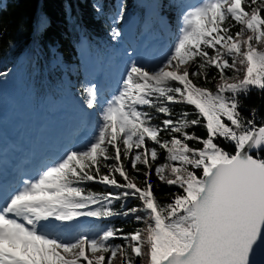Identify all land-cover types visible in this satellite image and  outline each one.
I'll return each mask as SVG.
<instances>
[{
  "label": "snow or ice",
  "instance_id": "1",
  "mask_svg": "<svg viewBox=\"0 0 264 264\" xmlns=\"http://www.w3.org/2000/svg\"><path fill=\"white\" fill-rule=\"evenodd\" d=\"M126 17L116 0L113 42ZM123 55L113 95L82 90L97 117L84 144L10 189L0 167V264H264V116L245 103L264 95V0H198L158 63ZM160 185L179 191L165 201ZM129 217L143 227L111 223Z\"/></svg>",
  "mask_w": 264,
  "mask_h": 264
},
{
  "label": "trees",
  "instance_id": "2",
  "mask_svg": "<svg viewBox=\"0 0 264 264\" xmlns=\"http://www.w3.org/2000/svg\"><path fill=\"white\" fill-rule=\"evenodd\" d=\"M105 0H101L104 3ZM96 0H0V15L6 32L0 42V71L12 69L6 81L0 83V92L16 101L19 105L38 111L51 109L65 101L68 95L79 98L85 85L82 73L72 72L75 65L82 61L80 43L86 40L92 56L104 59L107 53L115 49H125V22L122 25L123 37L119 43L110 37V17L115 11L116 0H107L105 11L97 14L93 5ZM127 12L137 19L135 39L142 33L161 32L158 24L145 31L144 8L137 0H125ZM182 3L180 0H162L160 15L168 19L171 25H179ZM47 18V27L41 26V19ZM60 56L70 73V84L63 80V71L53 66V60ZM22 58L27 61L23 62ZM214 74V70L210 75ZM231 73H229L230 75ZM249 107H256L264 116V95L253 91L245 102ZM48 110L46 112H49ZM245 110V115H248ZM200 135L204 130L198 129ZM231 150V149H229ZM93 190L101 191L103 186L89 185ZM179 191L176 187L160 185L157 196L165 201L169 193ZM137 203L130 201L131 204ZM93 221L96 226H108L107 220ZM111 223L123 226L125 231H132L143 225L131 217L115 219Z\"/></svg>",
  "mask_w": 264,
  "mask_h": 264
},
{
  "label": "rangeland",
  "instance_id": "3",
  "mask_svg": "<svg viewBox=\"0 0 264 264\" xmlns=\"http://www.w3.org/2000/svg\"><path fill=\"white\" fill-rule=\"evenodd\" d=\"M142 2L147 7V19L145 26L148 27L150 17L157 19L162 30L166 33V37L175 36V32L170 34V26L168 20L165 18H159V9L162 0H137ZM198 0H187L185 5L195 4ZM137 22L133 14L128 11L126 17V33L125 42L128 49H135L140 57L144 60L158 63L162 60L167 52L170 50V45L167 41L160 42L156 37H148L145 34L140 37L138 42L134 41ZM81 55L82 63L80 69L88 79L87 85L91 83L99 84L97 82L98 73L104 75L105 88H109L110 92L105 93L109 97L112 93H115L118 89V82L121 78V74L124 70V65L127 58L123 55L124 50L116 51V54H110L102 64L96 59L88 60L90 53L88 52V45L86 41L81 43ZM23 61H26L23 59ZM54 66H60L65 74V80L70 83L67 66L62 62L60 56L53 61ZM78 67H74L73 71L76 72ZM96 77V78H95ZM116 87V88H115ZM3 93L0 94V97ZM53 114L50 116L44 115L45 111L32 112L24 106H19L11 98H0V139H17V146H24L27 150L33 153V160L37 158V154L44 151H54L58 142H64V147L68 142H72L71 148L78 147L84 144L93 134L95 128L86 129V132L90 135L89 138L79 139L74 138V132L80 128L81 122L87 115V109L83 107V104L74 99L71 95L67 97L66 101L60 104V106L53 107ZM28 111V112H27ZM47 122L42 125V122ZM86 128H87V124ZM44 131V132H43ZM23 141V142H22ZM81 142V143H80ZM2 145V144H1ZM4 146V145H2ZM62 152L60 151V154ZM64 154V153H63ZM79 227L84 231H98L103 227H94L90 222H82ZM143 227V226H142ZM119 264V261L116 262ZM146 264V263H145Z\"/></svg>",
  "mask_w": 264,
  "mask_h": 264
},
{
  "label": "bare ground",
  "instance_id": "4",
  "mask_svg": "<svg viewBox=\"0 0 264 264\" xmlns=\"http://www.w3.org/2000/svg\"><path fill=\"white\" fill-rule=\"evenodd\" d=\"M146 263V262H145Z\"/></svg>",
  "mask_w": 264,
  "mask_h": 264
}]
</instances>
